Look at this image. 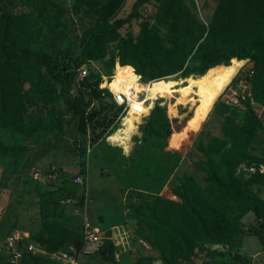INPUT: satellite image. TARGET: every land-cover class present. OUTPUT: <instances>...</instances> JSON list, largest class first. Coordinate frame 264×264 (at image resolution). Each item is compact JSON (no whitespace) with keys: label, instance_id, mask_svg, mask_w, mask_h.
<instances>
[{"label":"rangeland","instance_id":"obj_1","mask_svg":"<svg viewBox=\"0 0 264 264\" xmlns=\"http://www.w3.org/2000/svg\"><path fill=\"white\" fill-rule=\"evenodd\" d=\"M135 1L10 0L9 9L26 21L30 32L37 31L31 46L47 52L70 48L78 53L89 34L106 27L108 31L98 39L106 53L98 59L87 60L88 71L101 77L115 71V62L109 65L108 58L116 43L128 35L135 37L143 21H147L148 27L157 33L161 44L172 45L167 24L156 18L160 0H145L129 21L117 23L129 15ZM181 1L206 25L218 6V0ZM245 1V14L261 7L260 0ZM246 59L212 105L210 115L182 144L170 143L166 138L170 137L174 127L191 119L192 111L205 105H198L190 111L187 104L181 103L178 105L179 115L172 116L168 112V104L174 101L173 97L166 101L162 98L155 100L150 113L142 118L141 125L138 124V132L128 139L130 148L125 151L115 142L123 108L113 103L108 91L95 94L84 90L83 108L75 114L65 115L61 129L37 131L29 138L23 151L0 154V264L4 239L9 233L23 231L31 237L43 230L44 240L51 230L48 225L70 231L68 239L59 237L61 240L57 247L73 246L78 264H162L160 251H178L179 247L165 231L155 229L137 214L136 208L142 203L161 205L175 211L177 217L183 216L179 184L190 177L196 180L198 196L206 205L219 211L231 210L232 214L224 221L230 236L227 243L211 244L198 240L200 244H196L188 256H180L179 260L185 264H264L261 219L249 210L243 211L241 206L221 202L223 196L203 180L205 165L201 148L213 137H217L222 145L228 144L223 123L237 121L244 113L245 101L250 103L259 118L261 128L254 139L246 143L244 150L232 147L238 160L235 172L247 178L255 171L264 173V162L255 160L264 159V99L255 98L254 91L259 63ZM23 71L29 72L27 68ZM40 73L45 75L43 68ZM173 73L182 75L181 71ZM33 76L37 78L39 75L33 73ZM79 90L75 88L74 92ZM236 98L241 100L235 102ZM154 107L165 110L171 119V132L144 138L143 131ZM7 134L8 129L0 127L2 140L6 141L4 136ZM210 156L217 165L226 155L216 151ZM74 175H79L82 182L73 184L71 178ZM249 187L254 193L262 192L264 195V184L251 181ZM82 217L105 230L114 226L125 229L129 235L127 247L113 253L114 262L104 259L109 249L89 254L81 251L79 231ZM139 239L148 241L150 249H142ZM145 255L152 259L148 261ZM237 255L240 257L235 258Z\"/></svg>","mask_w":264,"mask_h":264},{"label":"trees","instance_id":"obj_2","mask_svg":"<svg viewBox=\"0 0 264 264\" xmlns=\"http://www.w3.org/2000/svg\"><path fill=\"white\" fill-rule=\"evenodd\" d=\"M144 1L136 0L129 15L117 23L129 21ZM235 2L218 0V6L206 25L189 12L181 0H160L156 18L167 24L172 45L167 47L161 44L157 33L148 27L147 21H143L135 37L128 35L116 43L115 50L108 58L109 65L115 62V69L120 67L125 71H134L140 79H154L177 71H181L182 75L216 71L220 66L227 65L233 57L243 66L246 58H251L259 63L254 84L255 98L263 100L264 0H260V8L251 9L253 12L249 14H245V0ZM9 5L10 0H0V127L8 129V134L4 136L8 140L0 138V154L23 151L29 138L37 131L61 129L65 115L75 114L83 108L84 90L95 94L107 91L98 88L100 77L93 71H89L78 85L75 81L77 67L106 53V48L98 42L108 31L106 27L89 34L78 53L70 48L47 52L31 46L37 31L30 32L26 21L9 9ZM186 61L191 63L185 64ZM24 68L29 72H24ZM42 68L45 75L40 73ZM33 73L39 76L36 78ZM75 88L80 90L75 93ZM107 93L110 95L109 91ZM212 105L192 111L191 119L186 124L174 127L166 140L182 144L210 115L214 107ZM244 105V113L239 115V121L223 123L228 144L222 145L217 137H213L201 148L205 165L203 180L223 196L221 202L253 212L261 219L260 228L264 230V199L249 187L251 181L264 184V173L255 171L247 178L235 172L238 160L234 157L232 147L244 150L246 143L252 141L261 128L250 103L245 101ZM170 122L163 108L154 107L143 131L144 138L169 135ZM216 151L225 152L226 155L217 165L210 156L211 152ZM255 160L264 162V159ZM198 191L197 182L192 177L179 184L180 206L184 213L181 217H177L176 212L166 206L142 203L141 207L136 208L137 214L155 229L165 231L179 247L178 251L161 250L159 259L162 264H185L179 260L180 256H188L198 240L211 244L228 241L230 235L224 221L232 214L231 210L219 211L206 205L199 198ZM139 209L142 211L139 212ZM50 227L47 239H42L43 230L33 233L31 239L47 249L62 248L57 247L61 240L59 237L68 239L70 231L48 225ZM261 240L264 242L263 237ZM106 243L109 253L104 259L114 262L112 242L107 240ZM145 256L148 261L152 259L150 255ZM239 257L237 255L235 258ZM1 260L2 264H7L3 254ZM21 264H48V260L25 252Z\"/></svg>","mask_w":264,"mask_h":264},{"label":"bare ground","instance_id":"obj_3","mask_svg":"<svg viewBox=\"0 0 264 264\" xmlns=\"http://www.w3.org/2000/svg\"><path fill=\"white\" fill-rule=\"evenodd\" d=\"M240 67L241 63L233 57L227 65L216 68V71L189 72L186 75L173 73L147 80H141L134 71H125L117 67L110 76L111 79H106L105 83L112 91L127 95L128 102L119 118L115 142L124 147L125 151L129 150L128 139L133 133L138 132V124L150 113L157 99L162 98L166 101L167 98H174V101L168 104V112L172 116L179 115L178 105L181 103L187 104L190 111L196 109L198 105L214 104Z\"/></svg>","mask_w":264,"mask_h":264},{"label":"built area","instance_id":"obj_4","mask_svg":"<svg viewBox=\"0 0 264 264\" xmlns=\"http://www.w3.org/2000/svg\"><path fill=\"white\" fill-rule=\"evenodd\" d=\"M88 72L86 63L76 68L75 81L77 85ZM107 78H109V76L103 75L100 77L98 88L108 90L111 93L113 101L124 109L128 102L127 95L119 91H112L109 85L105 83ZM241 98L244 99V95H241ZM240 100V98L234 99L235 102ZM73 181L75 183H80L82 179L77 175L73 178ZM106 230L84 217L81 228V251L84 254L98 251L105 246L107 240H111L113 245L120 250H126L129 235H127L125 229L114 226ZM28 236L27 233L12 232L5 237L3 254L7 264H21V259L25 252L47 259L48 264H78L77 255L73 246H68L64 249H47L46 247L36 245L29 241ZM138 244L145 250L150 249V245L145 239H139Z\"/></svg>","mask_w":264,"mask_h":264},{"label":"crops","instance_id":"obj_5","mask_svg":"<svg viewBox=\"0 0 264 264\" xmlns=\"http://www.w3.org/2000/svg\"><path fill=\"white\" fill-rule=\"evenodd\" d=\"M108 91V90H107ZM110 95H111V93H110ZM111 97V100L113 101V99H112V96H110ZM114 102V101H113ZM115 103V102H114ZM116 104V103H115ZM116 106L117 107H119L117 104H116ZM75 176H77V175H74L72 178H71V182L73 183V184H79V183H75L74 181H73V178L75 177ZM79 176V175H78ZM260 197L262 198V199H264V195H263V193L261 192L260 194ZM82 218H84V217H82ZM87 218V217H86ZM88 219V218H87ZM90 220V219H89ZM90 221H92V220H90ZM82 222H83V219H82V221H81V226H80V236H81V228H82ZM93 222V221H92ZM95 223V222H94ZM97 224V223H96ZM98 225V224H97ZM15 232H21V233H27V232H23V231H15ZM12 233V232H11ZM10 234V233H9ZM28 235H29V233H27ZM80 239H81V237H80ZM28 240L29 241H31V242H33L34 244H36V245H40V244H38V243H36L35 241H33L32 239H31V237H30V235L28 236ZM111 241V240H110ZM112 242V241H111ZM106 244L107 243H105V246L102 248V249H105L106 248ZM40 246H42V245H40ZM44 247V246H43ZM67 247V246H66ZM65 246L64 247H62V249H64V248H66ZM112 247H113V252L115 253V252H117V250L119 249L118 247H116V246H114L113 245V243H112ZM58 249V248H57ZM143 249V248H142ZM120 250V249H119ZM121 251V250H120ZM3 254V253H2ZM4 255V254H3Z\"/></svg>","mask_w":264,"mask_h":264}]
</instances>
